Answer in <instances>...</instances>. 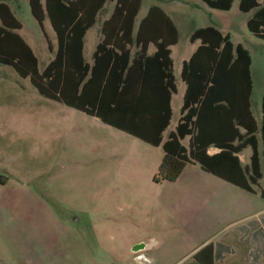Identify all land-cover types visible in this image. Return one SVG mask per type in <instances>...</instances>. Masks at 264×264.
I'll return each instance as SVG.
<instances>
[{
  "label": "rangeland",
  "instance_id": "rangeland-1",
  "mask_svg": "<svg viewBox=\"0 0 264 264\" xmlns=\"http://www.w3.org/2000/svg\"><path fill=\"white\" fill-rule=\"evenodd\" d=\"M206 7L211 12L203 13L205 22L230 32L252 55V109L262 118L264 39L248 29L252 13L240 11L238 0L229 11ZM19 15L18 32L41 71L52 54L29 11ZM180 64L178 58V69ZM180 102L176 96L172 127ZM128 139L98 118L41 95L29 78L0 63V264L196 263V246L223 224L212 201L220 178L189 164L177 181L156 183L160 148L161 161L130 172L139 175L137 181H125L113 166L133 163L140 151ZM251 153L249 147L241 158L250 162ZM191 180L207 187L205 193L189 190ZM136 238L141 241L131 243ZM23 246L27 251L18 252Z\"/></svg>",
  "mask_w": 264,
  "mask_h": 264
},
{
  "label": "trees",
  "instance_id": "trees-1",
  "mask_svg": "<svg viewBox=\"0 0 264 264\" xmlns=\"http://www.w3.org/2000/svg\"><path fill=\"white\" fill-rule=\"evenodd\" d=\"M211 8L231 9L235 0H203ZM31 13L43 28L47 17L55 32L57 49L43 70L29 45L14 30L20 22L5 0H0V63L9 65L43 96L65 104L101 122L136 136L165 154L155 182L175 181L187 165L197 163L202 169L264 198V95L259 123L252 109V56L242 44H235L229 33L214 26L196 29L191 39L201 44L182 68L187 88L180 109L179 122L164 138L172 119L171 98L177 91L170 51L162 44L151 57L160 60L166 70V95L160 105H147L137 92L123 90L127 78L117 62L103 60L94 53L91 66L82 57L81 39L91 25L76 2L66 0H29ZM240 10L253 11L248 29L264 39V0H239ZM117 11V9H116ZM81 13V14H80ZM80 14V15H79ZM101 47L98 48V50ZM99 52V51H98ZM141 95V94H140ZM189 138L188 146L184 141ZM210 147L219 148L214 154ZM251 148L250 162L243 164L239 154ZM218 244L208 243L198 249L200 264H215ZM223 254L230 252L222 246ZM260 256L253 253L252 262Z\"/></svg>",
  "mask_w": 264,
  "mask_h": 264
},
{
  "label": "crops",
  "instance_id": "crops-1",
  "mask_svg": "<svg viewBox=\"0 0 264 264\" xmlns=\"http://www.w3.org/2000/svg\"><path fill=\"white\" fill-rule=\"evenodd\" d=\"M5 1L10 7L14 17L20 22V28L14 30L18 34V31L23 27V23L19 19V13L23 12L24 9L29 11L35 22L34 24L40 28L46 39L48 50L52 54V57L49 59L50 61L54 57L57 49V39L48 18L46 17L43 20V28H41L31 13L29 0ZM44 1L45 0H41L42 3H44ZM66 1L76 2L80 12L85 14L89 20L93 21L84 32L81 39V51L84 62L91 66L94 61V53L97 50V56H99V59L101 58V60H103L102 67L104 68L107 61H109V58L112 56L115 62H117V66L121 69L122 78H127V83L123 90H126L127 92H137L146 105L151 101L153 106H156V104L160 105V101H162L164 95H166V70L160 60H152L151 57L157 52L159 44H162L164 50L168 49L170 51V57L173 61V74L175 75V82L177 85V91L173 92L171 98V106L173 110L172 119L175 113V98L176 96H179L181 99L179 104L181 109L187 88L186 82L181 76L183 64L191 58L201 44L200 39L195 41L191 39L192 33L198 28L214 26L223 34H230L227 30H222L214 24L205 22L203 13L211 12L206 5L209 8L211 7L203 0ZM244 13L253 14V11ZM46 29L51 32L49 37L47 36ZM182 31H185L184 40H182ZM28 37L31 38V33L28 34ZM23 40L28 44L24 38ZM29 47L31 48L30 45ZM99 47H101V49L98 50ZM32 52L35 55L33 50ZM178 58H180L181 63L179 69L177 68ZM253 113L257 121L260 123L262 118L257 116L254 111ZM172 119L170 126L163 133L165 139H167L168 134L176 128L172 127ZM177 123H175V126ZM128 135L132 139H128L126 141L127 144L136 146L140 151L136 154V158L130 160L133 163H123L115 165L113 168L114 170H120L121 178L129 182L130 180L137 181L139 179V175L129 174L130 172H135L139 169H141V171H146L148 170L149 165L153 164L151 166L152 168L156 161H161V156H159L160 151L156 150H160L162 146H154L136 136L131 134ZM218 151L219 148H209L210 154L217 153ZM242 153L239 154L240 158L242 157ZM241 160L243 164L249 163L242 158ZM185 169L183 171H185ZM182 174L183 172L181 175ZM219 180L221 181L213 183L214 187L218 189V192L212 201L216 202L217 216L223 224L215 236H207L198 246H196L194 251L212 242L219 245L217 250L218 259L215 261V264H264V198L258 193L247 191L223 178H220ZM175 181H162L156 183ZM1 183L2 182L0 181V185ZM186 184L189 190L197 191L201 194H204L207 188L201 185V182H195L192 180L186 182ZM201 198L202 197L199 198L200 201ZM202 199L205 200L204 197ZM140 241L141 240H137L136 238L135 240H132L131 243H139ZM224 245L229 246L231 251L224 253L223 258H219L222 255V246ZM141 247L143 246L139 245L137 249ZM16 249L18 252L27 251L24 246ZM254 252H259L260 254L258 260L257 258L254 259L256 260V263L252 262ZM194 264L200 263L196 260V263Z\"/></svg>",
  "mask_w": 264,
  "mask_h": 264
}]
</instances>
